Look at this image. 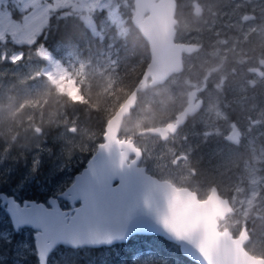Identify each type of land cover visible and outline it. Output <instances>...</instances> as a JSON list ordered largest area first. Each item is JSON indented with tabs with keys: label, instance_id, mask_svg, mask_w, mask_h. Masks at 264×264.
Wrapping results in <instances>:
<instances>
[{
	"label": "rangeland",
	"instance_id": "374dc122",
	"mask_svg": "<svg viewBox=\"0 0 264 264\" xmlns=\"http://www.w3.org/2000/svg\"><path fill=\"white\" fill-rule=\"evenodd\" d=\"M127 1L0 0V65H4L0 68V99H5L8 105L17 99V107L20 108L24 102L36 121L38 113L41 117L53 119L56 113L49 105L45 106L51 99L48 97L50 86L56 85L59 92L79 97L80 83L89 74V62L75 55L62 60L53 59L43 49L45 64L20 63L21 53L11 47L31 45L45 26L49 13L59 8H69L81 14L90 28L93 23L90 16L105 9L109 12L110 22L119 26L118 8L126 6ZM186 7L193 24L186 18ZM13 10L17 12V18H13ZM177 11L175 41L201 44V50L183 57L184 70L181 73L173 75L156 91H145L139 96L137 106L123 123L119 137L133 139L143 152L142 165L151 175L168 180L176 187L190 186L193 176L192 190L201 198L209 193L210 185H214L222 196L230 200L236 211L219 224L220 231L228 229L237 236L243 226L250 228V240L245 250L254 257L264 258V218L256 216L264 213V148L259 144L264 141V80L248 71L264 56V0H177ZM95 34L103 37L102 32ZM102 58L96 57V62L89 65L90 71L93 64L96 65V74L101 77L106 66L112 64L110 56ZM250 79L257 83L255 88L249 86ZM226 85L230 86L229 90H223ZM202 86L206 88L199 92L198 97L204 101V108L196 120L191 117L165 142L149 135H137L141 130L158 125L144 127L145 122L154 118L153 114L146 115L148 108L156 104L159 112L167 113L166 121L159 124L174 122L193 88ZM39 98L43 100L42 106L37 104ZM45 107L47 110L40 112ZM31 110L38 112L35 114ZM20 113L18 109L8 110V107L1 106L0 124L16 118ZM232 122H238L240 131L242 146L238 151L227 148L223 142ZM40 128L38 123L33 122L27 125L31 132L24 129L20 133L21 136L25 134L28 143L24 151H33L32 164H24L21 171L16 170L17 152L16 155L0 152V189H5L0 193L13 196L19 203L31 200L28 198L31 194L21 193L22 190L40 189L34 190L36 193L47 190L42 201L45 204L49 197H55L71 183L61 189V185L70 179L68 169L72 164L68 162L72 161V154L68 147H73L70 142L78 134L76 129L61 133L55 139L60 146L53 151L41 137ZM17 136L20 135L15 138ZM135 137L139 138L134 140ZM207 140L212 144L200 147V143ZM254 144L259 152L245 153L244 156L242 152ZM2 145L0 142V147ZM74 145L77 148L81 146L79 140ZM242 160L251 163L241 164ZM11 162L14 170L7 168ZM239 165L241 172L237 171ZM37 171L40 172L36 174ZM59 201L63 210L70 209L68 203ZM258 202H261L259 206ZM4 218L5 214L0 209V222ZM33 233L27 228L17 233H13L12 229L8 233L2 231V235L11 238L14 243L17 264L35 256ZM134 260H142L144 264L151 262L148 256H135L126 247L98 248L95 251L58 247L50 255L48 264H133Z\"/></svg>",
	"mask_w": 264,
	"mask_h": 264
},
{
	"label": "water",
	"instance_id": "95a60500",
	"mask_svg": "<svg viewBox=\"0 0 264 264\" xmlns=\"http://www.w3.org/2000/svg\"><path fill=\"white\" fill-rule=\"evenodd\" d=\"M176 6V0H132L130 23L147 45L148 61L136 85L105 123L103 141L73 175L72 182L55 197H49L47 205L34 200L19 203L13 196L0 193V207L12 231H34L37 264H48L58 247L111 248L140 235L172 243L195 264H264V258L245 250L250 239L246 227L236 237L228 229L220 231L219 223L235 211L215 187L200 201L190 189L158 180L138 165L142 161L141 149L129 138H118L124 121L135 108L138 94L181 73L183 57L198 50L192 43L175 41ZM200 106V102L193 106L191 97L174 122L140 133L165 140ZM131 156L133 159L127 162ZM59 200L71 208L63 210ZM85 200L87 210L78 213L76 209L84 207ZM42 207L49 213L67 215L61 225L53 226L42 217Z\"/></svg>",
	"mask_w": 264,
	"mask_h": 264
},
{
	"label": "trees",
	"instance_id": "16d2710c",
	"mask_svg": "<svg viewBox=\"0 0 264 264\" xmlns=\"http://www.w3.org/2000/svg\"><path fill=\"white\" fill-rule=\"evenodd\" d=\"M187 9L189 10V8ZM108 13V10L105 9L93 13L90 16L93 22L91 23L92 28H90L81 14L69 8L55 9L49 13L45 26L31 45L11 47L12 50L21 53L20 63L45 64L41 52L43 49L53 59L62 60L75 55L80 60L89 62V65L95 63L98 56L104 58L110 56L112 58L110 66L104 65L107 68L103 72V77L96 74V65L93 64L91 71L88 65L87 72L89 74L80 83L79 97L77 98L59 92L56 85L50 86L48 97L51 99L45 106L49 105L52 112L56 113L53 119H47L45 116L41 117V114L38 113V120L36 121L35 117L32 116L33 114H29V109L26 108L24 102L22 108H20L17 107L19 105L17 99L11 101L10 105L6 103L5 99H0V107L4 105L8 106V110L18 109L21 112L16 118L0 124V142L3 143L0 152H10L11 154L17 152L15 160L17 162V172L24 168V164L28 162L27 165L32 164L31 154L33 151H24L25 144L28 143L25 141V134L22 136L20 134L24 129L31 132V129H27V125L33 122L38 123L41 127V137L53 151L60 146L58 142H55V139L61 133L65 131L70 133L71 130L76 129L78 134L70 142L73 147H70V145L68 147L72 154V161L68 162V164H72L68 169L70 179L61 185V189H63L65 185L71 182L73 175L83 168L84 162L92 155L96 146L103 141L105 123L138 82L149 55L146 43L130 23L132 1L128 0L126 6H119L118 15L121 22L119 26L116 22H110ZM12 16L17 18L18 14L15 10L12 11ZM97 32H102L103 37L99 38L95 34ZM103 62H107V60H103ZM2 67L4 65H0V68ZM158 88L155 87L145 91H156ZM141 94H138L137 101ZM42 102L43 100L39 98L37 104L42 106ZM50 108L48 107V109ZM46 110L47 107L41 109L40 112ZM25 112L28 113L27 116L24 115ZM31 112L36 114L38 111L31 110ZM149 114H153L154 118L151 122H145V128L149 125L154 126L162 123L167 119V113L159 112L156 104L152 105L150 109L148 108L146 115L149 116ZM27 119H29L28 122ZM16 135L21 137L17 136L15 138ZM77 140L81 144L79 148L74 145ZM12 164L13 162L7 165L8 170H14ZM39 172L37 171L36 174ZM34 190L39 191L40 189H26L22 190L21 193L28 192L26 194H31L28 198L36 202H42L45 199L47 190L41 193H36ZM0 191H5V189H0ZM11 194L13 193L11 192ZM0 223L2 225V229H0V264H17L12 239L2 235V231L8 233L12 229L6 215ZM118 247L128 248L135 256H148L151 259L149 264H195L183 257L175 245L156 236H134L125 244L118 245ZM126 257H129L128 253ZM133 262V264H144L142 260H134ZM21 264H37V260L35 256H30Z\"/></svg>",
	"mask_w": 264,
	"mask_h": 264
},
{
	"label": "flooded vegetation",
	"instance_id": "af4514ba",
	"mask_svg": "<svg viewBox=\"0 0 264 264\" xmlns=\"http://www.w3.org/2000/svg\"><path fill=\"white\" fill-rule=\"evenodd\" d=\"M176 2H177V0H176ZM188 7H186L185 8V11H184V13H185V15H186V18L188 19V20H190L191 21V23L193 24V22H192V18H191V16H190V14H189V12H187L188 11V9H187ZM180 16H181V13H180ZM176 17H179V11H177V6H176V13H175V18ZM249 18V17H248ZM177 19V18H176ZM177 23H178V19H177ZM235 33H238V31H235ZM192 44H194V45H196V46H198V50H195V51H193L191 54H194V53H196V52H198V51H200L201 50V44H195V43H192ZM262 61L264 62V56H261L260 58H259V60L257 61V64H256V66H254V67H250V68H248V71L251 73V75H254V76H256L258 79H260V80H264V65L263 64H261L262 63ZM184 70V69H183ZM172 77V76H171ZM170 77V78H171ZM169 78V79H170ZM168 79V80H169ZM167 80V81H168ZM167 81H165V82H167ZM248 82H249V86L250 87H252V88H255L256 86H257V83H255L252 79H250V80H248ZM164 84V83H163ZM162 84V85H163ZM161 86V85H160ZM159 86V87H160ZM211 87L212 88H214V86H212L211 85ZM206 87L205 86H202L201 88H193V92H192V94L189 96V98H188V100H187V102H186V105L189 103V100H190V98L192 97L193 98V106H196L197 105V103H201V106L199 107V108H197V109H195L194 111H193V114L191 115V116H188L187 117V120H186V122L182 125V126H184L186 123H187V121L189 120V119H191V117H193V121L194 120H196L198 117H199V115H200V113L202 112V110H203V108H204V101H202L201 99H200V97H198V95H199V92H201V91H203L204 89H205ZM229 88H230V86L229 85H226L225 87H224V89L223 90H229ZM222 90V91H223ZM185 105V106H186ZM16 106H17V103H16ZM184 106V107H185ZM8 107V106H7ZM183 107V108H184ZM183 108L181 109V111L183 110ZM173 122V121H172ZM167 123H171V122H166V123H163V125H161V124H158L157 126H164V125H166ZM156 126V127H157ZM182 126H180L179 128H178V130H177V132L180 130V128L182 127ZM229 128H230V130L226 133V135H224V137H223V142H224V145L227 147V148H229V149H231V150H233V151H238L239 149H241V146H242V143H241V138H240V131H239V127H238V122H232V123H230L229 124ZM148 129V128H147ZM142 131V130H141ZM140 131V132H141ZM140 132H138L137 133V135L139 136V135H141V133ZM176 132V133H177ZM175 133V134H176ZM174 134V135H175ZM31 136V135H30ZM142 136H146V135H142ZM150 136V135H149ZM171 136H173V135H171ZM171 136H168L165 140H161V141H163V142H165V141H167ZM153 137V136H152ZM30 138V137H29ZM137 138H139V137H135L134 138V140H137ZM153 138H158V137H153ZM120 139H123V138H120ZM129 139H132V138H129ZM159 139V138H158ZM132 141H133V139H132ZM134 142V141H133ZM135 144V143H134ZM212 144V141H210V140H207V141H202L201 143H200V147L201 146H210ZM260 144V146H262L263 148H264V141L263 142H260L259 143ZM137 147V146H136ZM139 148V147H138ZM259 151H257V146L254 144L253 146H251L250 148H248V149H246L245 151H243L242 153H243V155L245 156V153H248V154H256V153H258ZM142 155H143V152H142ZM133 159V156H131V157H129V160L131 161ZM142 162H143V158H142V161L138 164L139 166H144V165H142ZM250 164L251 163V161L250 162H248V161H245V160H242L241 161V164ZM193 164V163H192ZM191 164V165H192ZM145 167V166H144ZM145 170H146V172L148 173V171H147V168L145 167ZM237 171L238 172H241L242 170H240V165L239 166H237ZM149 175H151L150 173H148ZM151 176H153V175H151ZM153 177H155V176H153ZM155 178H157V177H155ZM158 180H161V179H159V178H157ZM161 181H168V180H161ZM71 182H72V180H71ZM168 182H170V181H168ZM171 183V182H170ZM172 184V183H171ZM175 186V185H174ZM176 187V186H175ZM212 187H215L214 185H210V189L212 188ZM178 188H188V189H190L191 191H193L192 189H193V176L191 177V182H190V186H181V187H178ZM216 188V187H215ZM217 189V188H216ZM218 190V189H217ZM194 192V191H193ZM218 192H219V190H218ZM194 193H196L197 194V198H198V200H200V201H202V200H204L205 198H206V196L208 195H206L205 197H203V198H201L200 196H199V194L197 193V192H194ZM219 194H220V192H219ZM221 195V194H220ZM222 196V195H221ZM223 198H226V199H228L227 197H224V196H222ZM15 199V198H14ZM228 201H229V203H230V200L228 199ZM261 204V202H258L257 203V206H259ZM69 205V204H68ZM230 205H231V203H230ZM75 206V205H74ZM232 206V205H231ZM69 207L71 208V206L69 205ZM233 207V206H232ZM2 209V208H1ZM233 209H234V207H233ZM3 210V209H2ZM234 211H235V209H234ZM236 212V211H235ZM235 214V213H234ZM233 214V215H234ZM233 215H229V216H227L226 218H225V220L224 221H226L227 219H228V217H230V216H233ZM257 216V218H264V213H259V214H257L256 215ZM224 221H222V222H220L219 224L221 225ZM244 227H246V226H244ZM250 231H251V229L250 228H248L247 229V232H248V235H249V237H250ZM233 237H236V236H234L233 235ZM250 240V239H249Z\"/></svg>",
	"mask_w": 264,
	"mask_h": 264
},
{
	"label": "snow or ice",
	"instance_id": "6c2138e0",
	"mask_svg": "<svg viewBox=\"0 0 264 264\" xmlns=\"http://www.w3.org/2000/svg\"><path fill=\"white\" fill-rule=\"evenodd\" d=\"M47 202L45 201V205ZM87 210V201L85 200V206L82 208H77L76 211L78 213H84ZM40 213L42 214V217L49 221L53 226H59L63 222V216L67 215V212L63 213H56V212H47L45 208H40L39 209ZM75 219V218H74Z\"/></svg>",
	"mask_w": 264,
	"mask_h": 264
},
{
	"label": "bare ground",
	"instance_id": "6f19581e",
	"mask_svg": "<svg viewBox=\"0 0 264 264\" xmlns=\"http://www.w3.org/2000/svg\"><path fill=\"white\" fill-rule=\"evenodd\" d=\"M136 106V105H135ZM121 131V130H120ZM120 131H119V135H120ZM119 135H118V138L120 139V137H119ZM124 139H127V138H124ZM132 140V139H131ZM134 143V142H133ZM135 145V144H134ZM136 146V145H135ZM138 148V147H137ZM140 149V148H139ZM142 151V150H141ZM142 158H143V155H142ZM128 161H130L129 159L127 160V162ZM1 193H5V192H1ZM5 194H7V193H5ZM8 195V194H7ZM8 196H11V195H8ZM246 230H247V228H246ZM140 236H147V235H140ZM121 245V244H120ZM115 246H118V245H115ZM114 247V246H113ZM104 248V247H103Z\"/></svg>",
	"mask_w": 264,
	"mask_h": 264
}]
</instances>
